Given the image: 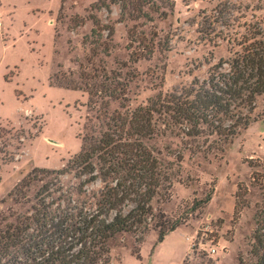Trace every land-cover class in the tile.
I'll return each mask as SVG.
<instances>
[{
	"label": "rangeland",
	"instance_id": "374dc122",
	"mask_svg": "<svg viewBox=\"0 0 264 264\" xmlns=\"http://www.w3.org/2000/svg\"><path fill=\"white\" fill-rule=\"evenodd\" d=\"M98 1L0 0V213L8 223L38 208L39 181L20 204L7 196L34 168L64 173L52 176L63 190L53 194V203L60 198L66 206L91 207L102 188L100 182L85 184L88 176L76 174L69 163L84 140L100 138L104 111L88 103L83 90L66 87L94 83L87 77L103 70L115 73L126 85L127 110L180 92L194 80H206L212 66L231 56L227 41L216 37L219 28L216 36L200 33L209 29L216 6L231 3L249 19L264 0H173V11L145 10L148 16L138 20L110 2L119 0H101L107 6L96 10ZM91 17L99 24L93 35ZM132 29L147 39L157 35L149 59H130ZM115 110L123 112L110 102L108 116ZM250 117L247 129L222 152L208 147L210 140L185 143L158 123L160 132L143 143L164 165H173L176 179L168 199L152 200L155 219H148L146 231L123 233L108 243L110 264H264V95ZM161 216L182 224L158 244L153 224Z\"/></svg>",
	"mask_w": 264,
	"mask_h": 264
},
{
	"label": "trees",
	"instance_id": "16d2710c",
	"mask_svg": "<svg viewBox=\"0 0 264 264\" xmlns=\"http://www.w3.org/2000/svg\"><path fill=\"white\" fill-rule=\"evenodd\" d=\"M110 2L131 20L148 16L145 10L159 15L162 7L174 9L173 0ZM106 6L99 0L93 7L100 10ZM251 12L247 19L239 15L241 8L231 3L218 4L209 29L200 33L216 36L219 28L216 37L227 41L231 56L212 66L206 80H194L180 92L157 96L146 106L127 110L126 85L120 82L119 75L104 70L100 75L87 77L94 83H85L83 88L66 87L83 90L88 103L99 104L104 111L105 130L100 138L84 140L80 153L69 163L76 174L88 176L85 184L100 182L102 188L93 197L91 207L87 203L66 206L60 198L53 203V194L61 195L63 190L52 176L64 173L32 169L7 196L20 204L26 198V190L39 181L42 186L36 195L38 208L30 217H15L13 223L0 213V264H110V241L123 233H143L148 229V219H155L152 200L161 195L168 199L176 176L173 165H164L143 140L157 135L160 123L162 130L175 133L185 143L210 140L208 147L222 152L240 130L247 129L256 102L264 95V1H259ZM160 17L166 19L167 13L161 11ZM91 20L93 35L99 24L95 17ZM112 34L109 28L107 38ZM128 38L134 49L130 55L133 62L147 60L154 53L157 35L147 39L132 29ZM110 102H118L123 112L115 110L108 116ZM177 161L180 163L182 157ZM209 200L208 196L199 201V208ZM162 219L153 224L158 244L182 224L165 216ZM256 242L261 246L259 237Z\"/></svg>",
	"mask_w": 264,
	"mask_h": 264
},
{
	"label": "built area",
	"instance_id": "2783aa9c",
	"mask_svg": "<svg viewBox=\"0 0 264 264\" xmlns=\"http://www.w3.org/2000/svg\"><path fill=\"white\" fill-rule=\"evenodd\" d=\"M211 252V251H210ZM212 252H214V251H212Z\"/></svg>",
	"mask_w": 264,
	"mask_h": 264
}]
</instances>
